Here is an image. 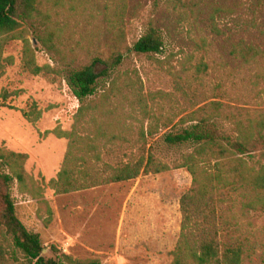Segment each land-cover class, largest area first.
I'll list each match as a JSON object with an SVG mask.
<instances>
[{"label":"rangeland","instance_id":"obj_1","mask_svg":"<svg viewBox=\"0 0 264 264\" xmlns=\"http://www.w3.org/2000/svg\"><path fill=\"white\" fill-rule=\"evenodd\" d=\"M259 2L264 4V0ZM256 3L40 0L39 14L2 48V58L11 61L5 63L0 77V148L28 156L24 169L31 180L29 191L22 192L15 184L12 196L16 216L28 231L39 235L45 258H61L64 264L90 260L100 264L172 263L181 225L179 201L191 185L187 170L173 165L192 146H171L163 137L189 125L181 119L199 107L193 105L196 100L240 106L239 60L231 58L229 50L232 41L239 40V16L257 17L264 28V7H256ZM149 23L161 30L163 51H131ZM24 40L33 51L35 63L54 68V73L32 75L22 69ZM115 51L123 54L122 63L109 77L99 80L95 95L87 101L98 112L102 95L112 94L111 109H124L121 112L127 130H122L121 153L111 160H126L135 154L132 145L142 122L144 129L148 124L157 126L156 133L147 137L144 151L169 169L56 194L49 181L61 168L68 140L51 132H71L78 121L79 103L67 85L68 73L93 58L106 59ZM190 83L192 93L187 90ZM132 100L140 105L135 104V113L129 115ZM32 104L40 111L35 123L25 116ZM247 107L264 111V103L259 101H251ZM164 122L169 124L164 126ZM81 128L80 137L92 132L85 124ZM230 214L237 226L227 236L223 234L222 240L239 239V264H264V212L243 215L239 203V210L235 207ZM9 245L10 238L0 234V247L7 260L0 263L24 264L20 254L17 262L10 258Z\"/></svg>","mask_w":264,"mask_h":264},{"label":"trees","instance_id":"obj_2","mask_svg":"<svg viewBox=\"0 0 264 264\" xmlns=\"http://www.w3.org/2000/svg\"><path fill=\"white\" fill-rule=\"evenodd\" d=\"M39 4L40 0H0V36L3 35L0 39V77L5 63L11 61L2 58L3 45L13 39L35 14H39ZM257 5L264 7L259 0ZM258 20L257 17L239 16V40L232 41L229 50L230 57L239 60L240 106L205 103L203 98L196 100L193 105L199 107L181 119L189 125L163 137L171 146H192L191 151L173 165V168L187 170L191 185L179 201L180 233L171 253V264H239V239L229 237L222 240L223 234L227 236L237 226L231 210L235 207L239 210L240 203L243 215L249 211L264 212V111L247 107L251 101L264 103V28ZM163 49L161 30L154 23L147 25L131 47V51L138 54H159ZM123 57L121 52L115 51L106 59L93 58L90 63L68 73L67 85L79 103L75 116L78 121L71 132L59 129L51 132L68 140L61 168L49 181V187L56 194L130 181L141 174H156L169 169L168 165L144 151L147 137L156 133L157 126L148 124L144 129L142 122L132 145L135 154L126 160L119 157L111 160L113 155L121 153L122 130H127L121 112L124 109H111L112 94L102 95L98 112H95V106L87 103L95 95L99 80L109 77L120 66ZM22 69L32 75L45 76L55 71L50 66L40 67L35 63L26 40ZM192 86L190 83L187 90L191 92ZM192 95L198 97L201 94ZM135 104L140 105L134 100L129 102V115L135 113ZM25 116L35 123L40 111L32 104ZM84 124L92 132L80 137ZM168 124L164 122V126ZM27 159L25 153L0 148V234L10 238V258L15 262L20 254L24 264H64L61 258H45L39 235L28 231L16 216L12 189L16 184L20 191H29L31 180L24 169ZM62 257L70 260L67 256ZM6 261L0 247V262ZM78 264L100 262L90 260Z\"/></svg>","mask_w":264,"mask_h":264}]
</instances>
